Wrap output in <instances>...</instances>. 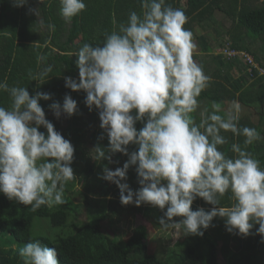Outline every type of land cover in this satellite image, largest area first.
<instances>
[{
  "label": "clouds",
  "instance_id": "9594fccd",
  "mask_svg": "<svg viewBox=\"0 0 264 264\" xmlns=\"http://www.w3.org/2000/svg\"><path fill=\"white\" fill-rule=\"evenodd\" d=\"M27 3L13 0L16 7ZM60 5V15L69 22L86 8L84 0H60ZM141 8V14L130 12L118 27L113 19L114 28L102 47L84 43L73 54L78 82L65 77V87L83 90L89 110H99L109 146H97L94 159L111 163L116 152L129 157L122 168L105 166L100 178L117 185L122 205L158 207L163 212L158 223L165 230L203 236L202 229L220 217L228 232L242 236L259 225L256 234L264 242V167L247 151L262 138L260 133L239 126L238 101H232L224 115L213 102V110L200 112L196 122L192 114L198 108L197 98L211 78L193 59V33L184 27L188 17L166 0H141ZM48 27L55 30V25ZM45 59L38 56V61ZM51 70L48 66L45 73ZM33 80L45 81L38 76ZM0 90L12 100L10 108L0 106V194L30 205L33 211L63 205L66 184L76 179L71 167L74 146L46 119L39 101L50 100L51 94L38 91L30 96L26 87H9L6 81L0 82ZM49 107L57 118L62 112L71 116L77 102L66 94L62 105L53 102ZM138 121H144L139 130ZM41 127L46 134L39 131ZM221 130L245 137L243 148L231 145L234 157L219 150L228 143ZM130 144L138 146L131 154ZM131 166H136L140 185L136 192L123 182ZM228 192L231 205L220 206V197ZM198 197L213 205L210 211L192 210ZM19 254L24 264H59L56 248L40 240L26 243Z\"/></svg>",
  "mask_w": 264,
  "mask_h": 264
},
{
  "label": "trees",
  "instance_id": "16d2710c",
  "mask_svg": "<svg viewBox=\"0 0 264 264\" xmlns=\"http://www.w3.org/2000/svg\"><path fill=\"white\" fill-rule=\"evenodd\" d=\"M84 2L85 10L69 22L60 15V0H28L23 7L14 6L13 0H0V82L6 81L9 87H26L30 96L38 91L51 94L50 100L39 103L46 119L74 146L71 167L76 177L66 184L63 205H45L33 211L30 205L0 194V264H24L19 250L34 240L56 248L59 264H264V242L256 234L259 225L252 229V234L242 236L235 231L228 232L224 218L215 217L208 229H202L203 236L185 235L181 230L175 242L164 249L162 258L148 252L146 241L140 235H129L116 242L101 229L102 222L116 223L139 214L155 230L168 231L158 223L163 215L158 207L122 205L117 185L100 178L105 166L111 170L122 168L129 157L116 152L111 154V163L94 159L93 150L97 146L105 149L109 146L107 134L100 128L99 110L95 107L89 110L83 90L65 87V77L79 81L77 57L73 54L84 43L102 47L106 34L114 28L113 19L118 27L127 22L130 12L141 14V0ZM166 3L185 12L188 22L184 27L189 30L196 24L208 26L206 20L214 10L222 12L231 25L219 48L227 46L246 52L257 63V66L250 65L240 55L227 57L223 52L215 53L216 45L209 44L203 36L199 39L200 54L204 57L198 64L211 79L197 98L198 104L205 100V109L211 112L215 102L220 105L219 114L224 115L226 105L238 101L241 105L239 126L255 128L262 137L249 145L247 151L264 167V0L259 3L254 0H184L183 3L166 0ZM49 24L55 25L54 31L49 29ZM40 55L46 59L38 61ZM48 66L52 70L45 73ZM34 76L45 81L33 80ZM66 94L77 102V111L71 116L62 112L64 117L57 118L49 106L53 102L62 105ZM11 104L9 93L0 90V106L10 108ZM248 112L257 116L255 122ZM192 115L199 123L200 115ZM143 126L144 121L135 125L137 130ZM39 131L46 134L43 127ZM221 135L228 143L218 146L219 150L229 157L235 156L232 144L244 147L245 137L223 130ZM127 147L129 154L138 150L135 144ZM135 167L128 169L127 179L123 181L133 192L140 188ZM230 196L228 192L220 197V206H230ZM79 207L85 211L84 219L77 215ZM191 207L194 211L199 208L210 211L213 205L198 197ZM173 219L179 221L182 217Z\"/></svg>",
  "mask_w": 264,
  "mask_h": 264
},
{
  "label": "rangeland",
  "instance_id": "374dc122",
  "mask_svg": "<svg viewBox=\"0 0 264 264\" xmlns=\"http://www.w3.org/2000/svg\"><path fill=\"white\" fill-rule=\"evenodd\" d=\"M184 0H182L183 3ZM262 0H254V3H259ZM32 2V1H31ZM215 12L213 15H211L209 18H207L206 25L204 27L203 24L199 25L196 24L192 29L193 33V42L196 45V47L193 50V55L195 56L200 48L201 45L199 44V39L201 36L206 38L207 42L211 45H216L214 47V52L217 53L219 51L220 43L224 42L227 36L225 35L226 29L231 25V21L229 18H227L222 12L218 10H214ZM38 18V16H37ZM257 43L259 41L257 40ZM255 49V48H254ZM201 51V50H200ZM204 57V54H198L197 57H193L195 62H199L201 58ZM256 66L257 63L253 62ZM234 72V70L232 71ZM236 75V73L234 72ZM230 107V104L228 103L225 107V109H228ZM206 108V101L202 100L198 104V108L196 110L197 113L194 112L195 115H200V112L204 111ZM210 110H213L212 107H210ZM63 114V113H62ZM61 114L60 117H64ZM249 118L252 121H256L257 116L251 114V112H248ZM264 130V127H262ZM77 215L80 217L79 219L85 218V211L82 207H79L77 211ZM77 222V220L75 221ZM101 229L107 232L110 236L114 237L116 242L118 240H124L129 235H140L143 237V239L146 241L147 244V250L148 252H153L156 254L158 258H162L164 256V249L167 246H171L175 240L180 235V231L175 230H168V231H162V230H155L151 223L146 221L143 217H141L139 214H136L132 217H129L126 220H122L120 222L116 223H108V222H102L101 223ZM222 261V259H220Z\"/></svg>",
  "mask_w": 264,
  "mask_h": 264
},
{
  "label": "built area",
  "instance_id": "2783aa9c",
  "mask_svg": "<svg viewBox=\"0 0 264 264\" xmlns=\"http://www.w3.org/2000/svg\"><path fill=\"white\" fill-rule=\"evenodd\" d=\"M218 52H223L227 57H234L236 55H240L243 61H247L248 63H250V65H255L253 63V57L246 52L229 49L227 46L221 47Z\"/></svg>",
  "mask_w": 264,
  "mask_h": 264
},
{
  "label": "crops",
  "instance_id": "0c3cea01",
  "mask_svg": "<svg viewBox=\"0 0 264 264\" xmlns=\"http://www.w3.org/2000/svg\"><path fill=\"white\" fill-rule=\"evenodd\" d=\"M200 53H201V52H200V50H199V52L197 53V55L200 54ZM199 62H200V61H199ZM199 62H198V63H199ZM232 71H233V70H232ZM232 73H234V72H232Z\"/></svg>",
  "mask_w": 264,
  "mask_h": 264
}]
</instances>
